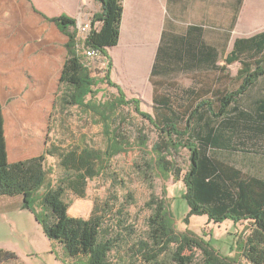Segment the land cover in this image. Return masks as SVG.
Returning a JSON list of instances; mask_svg holds the SVG:
<instances>
[{"label": "trees", "instance_id": "1", "mask_svg": "<svg viewBox=\"0 0 264 264\" xmlns=\"http://www.w3.org/2000/svg\"><path fill=\"white\" fill-rule=\"evenodd\" d=\"M96 1L102 10L94 15L93 28L86 37L80 34L77 21L68 15L49 17L35 10L67 37L55 108L64 112L76 106L97 113L104 120L119 107L135 106V111L159 131L161 138L153 145L150 167L164 181L173 177L185 183L184 198L189 212L184 221L189 223L193 216H205L214 223L247 222L249 234L244 232L235 239V256H224L212 239L205 240L189 228L179 231L168 199L155 194L145 204L151 214L143 235L136 236L126 226L123 205L116 208L109 202L94 204L87 218L71 215L65 191L85 198L89 179L101 176L105 161L127 149L128 142L116 132L108 138L110 146L105 152L90 147H75L66 153L59 148L54 152L46 149L37 157L10 163L1 97L0 197L23 198L22 208L34 214L47 238L62 245L65 256L74 264H134L136 260L146 264H242V259L264 264V169L263 173L253 174L247 170L250 166L244 164V158L250 156L264 163V94L242 108L238 100L264 78V30L249 38H238L225 65L216 68L226 72L227 66L240 63L235 78L239 86L235 91L219 94L214 86L215 101L211 97L188 103L176 94L166 97L159 93L163 85L152 79L155 115H151L140 110V99L127 98L124 90L110 79L113 63L109 49L120 42L123 3ZM98 22L100 25L96 26ZM90 49L107 58L105 82L118 90V96L108 103L98 105L93 101L94 87L100 82L91 76L90 68L95 63L86 55ZM89 96L92 98L88 100ZM139 144L146 146L144 136ZM182 149L189 152L184 174L176 161ZM48 154L59 157L65 167L66 176L58 184L47 166ZM234 155H243L242 162L231 160ZM163 194L166 195V189ZM125 246L127 257L120 256ZM14 257L13 252L0 250V261Z\"/></svg>", "mask_w": 264, "mask_h": 264}, {"label": "rangeland", "instance_id": "2", "mask_svg": "<svg viewBox=\"0 0 264 264\" xmlns=\"http://www.w3.org/2000/svg\"><path fill=\"white\" fill-rule=\"evenodd\" d=\"M37 1V7L31 5L25 15L26 24L35 22L38 25L39 20L41 21L40 38L32 40V37L27 36L23 40L21 36L10 34L6 39L0 40V90L4 99L8 133H16V139L25 141L26 154H35L42 150L45 152L46 149L54 152L55 148L66 153L75 147H90L105 152L110 146L108 138L112 136L111 133L116 132L129 144L126 145L127 149L111 155L110 159L105 161L101 176L89 179L85 198H80L70 190L65 191V201L70 205L69 213L87 218L91 215L94 204L109 202L116 208L123 205L127 218L126 226L131 227L136 236L143 235L147 231L146 219L151 214L145 204L151 195L155 194L159 198L168 199L175 226L179 231L189 228L205 240L212 239L213 245L220 249L222 255L235 256V239L243 236L244 232L249 234V231H246L249 224L243 222L236 225L231 221L214 223L208 221L205 216H193L189 223L184 221L189 212L188 202L184 198L185 183L182 179L175 181L173 177L164 181L156 170L150 167L149 163L154 157L153 145L161 138L159 131L135 111V106L119 107L114 114L104 117V120L97 113L85 112L76 106L64 112L59 107L55 108L59 77L66 58V40L53 22L45 20L35 10L49 17L66 13H53L49 0ZM93 17L94 15L92 19ZM263 27L264 23L251 27L249 35ZM11 38L12 40H9ZM107 61L101 56L92 62L95 64L90 68L91 76L100 82L94 87L93 95V101L98 105L108 103L118 96V90L108 85L104 79L108 68ZM231 67L233 70L223 73L215 83V91L219 94L235 91L239 86L235 74L240 63H234ZM125 94L129 99H139L132 97L136 94L130 95V92L126 91ZM263 94L264 78H261L246 94L238 98L239 107L253 104L254 100ZM91 98L89 96L88 100ZM211 100L215 101L214 95ZM140 110L155 115L154 105L142 99ZM141 136L146 140L145 147L139 144ZM188 156L189 152L182 149L176 157V161L184 169L182 174L187 170ZM242 158L243 155H234L231 160L240 163ZM256 158H244V164L250 166L247 170L253 174L263 173L264 163ZM46 163L53 172V181L58 184V181L66 176L61 159L48 154ZM106 219L108 221L109 218ZM43 231L34 214L28 209H23L22 203L17 199L12 200L6 207L0 204L1 250L13 252L15 255L14 258L0 261V264H74L65 256L62 245L48 239ZM120 256L127 257L126 246L121 250ZM241 262L251 264L245 259ZM134 264L146 263L136 260Z\"/></svg>", "mask_w": 264, "mask_h": 264}, {"label": "crops", "instance_id": "3", "mask_svg": "<svg viewBox=\"0 0 264 264\" xmlns=\"http://www.w3.org/2000/svg\"><path fill=\"white\" fill-rule=\"evenodd\" d=\"M121 1L124 13L120 42L109 49L113 63L110 79L124 92L136 94L133 98L153 105L155 85L152 79L163 85L159 87V93L166 97L176 94L179 100L188 103L211 98L215 80L233 70L232 65L227 66L226 72L216 68L225 65L236 40L264 30L263 27L249 35L251 27L264 23V0ZM37 2L0 0V40L10 34L21 36L23 40L27 36L32 40L40 38L41 21L38 25L35 22L26 24L25 15L28 7H37ZM49 3L53 13H66L77 21L78 26L102 10L100 2L95 0H49ZM65 40L67 42L66 36ZM0 97L4 109L1 90ZM4 116L10 163L44 152L26 154L25 141L7 131L5 110ZM14 199L23 202L21 197H0V204L6 207Z\"/></svg>", "mask_w": 264, "mask_h": 264}, {"label": "built area", "instance_id": "4", "mask_svg": "<svg viewBox=\"0 0 264 264\" xmlns=\"http://www.w3.org/2000/svg\"><path fill=\"white\" fill-rule=\"evenodd\" d=\"M92 26H93L92 20L88 21L85 24H80L78 26L80 34L82 36L86 37L90 33L91 28H93ZM86 55L92 61H94L98 58L100 59V57H101V54L99 53V51L93 50V49L87 50Z\"/></svg>", "mask_w": 264, "mask_h": 264}]
</instances>
